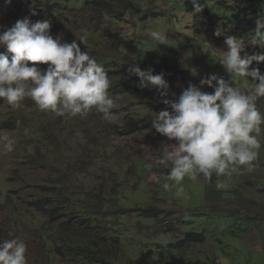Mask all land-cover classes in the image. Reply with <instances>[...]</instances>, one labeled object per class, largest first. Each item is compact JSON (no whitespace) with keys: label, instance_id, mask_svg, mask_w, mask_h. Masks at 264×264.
I'll return each mask as SVG.
<instances>
[{"label":"rangeland","instance_id":"obj_1","mask_svg":"<svg viewBox=\"0 0 264 264\" xmlns=\"http://www.w3.org/2000/svg\"><path fill=\"white\" fill-rule=\"evenodd\" d=\"M119 1L125 5L122 17L87 9L85 4L95 6L92 0H54L57 14L28 0H11L10 4L0 0V31L25 17L33 23L49 21L54 38L67 43L75 40L82 52L88 51L102 66L115 60L116 69L125 70L134 57L140 68L147 65L141 70L162 74L169 84L162 97L151 85L141 88V80L133 81V74L111 79L109 94L118 97L111 120L94 109L83 117L57 116L40 111L30 98L18 108L0 100V135L14 141L11 152H0V242L22 240L27 246V264H48L42 236L51 226L50 219L38 209L34 211L30 203L51 192L60 200V219L67 211L75 214L79 209L94 215L88 233L84 227L73 226L67 234L91 246L93 250L76 244L81 253H92L99 262L109 256V262L119 258L117 264H264V124L251 171L247 166H235L237 171L230 176L213 174L210 182L203 181L204 177H185L180 185L165 190L163 183H171L165 179L171 162L156 164L175 143L152 126L153 112L172 111L162 100H178L189 85L213 93L214 88L200 85L211 75L231 80L219 63L221 52L227 50L225 38L215 35L222 26L237 36L231 20L216 13L219 9L231 13V7L208 0L204 10L196 13L191 0ZM224 1L226 6L239 8L237 0ZM32 10L38 14L33 16ZM151 30L166 34L167 45L154 41ZM252 36H237L245 46L242 56L264 54V45L254 42ZM0 54L11 59L6 46H0ZM251 67L264 74V63L254 62ZM127 81H131L128 89L122 85L114 92L116 83ZM237 83L242 90L251 91V78H237ZM262 98L257 107L264 113ZM12 118L17 125L13 131L4 126ZM142 208L164 214L143 225L136 213ZM208 213L229 216L231 221L214 223ZM183 214L196 226L179 234L176 229ZM197 232L204 233V243L193 237L194 242L188 241V233ZM53 261L60 264L56 255ZM74 264L90 263L77 258Z\"/></svg>","mask_w":264,"mask_h":264},{"label":"clouds","instance_id":"obj_2","mask_svg":"<svg viewBox=\"0 0 264 264\" xmlns=\"http://www.w3.org/2000/svg\"><path fill=\"white\" fill-rule=\"evenodd\" d=\"M92 1L94 5L103 3L106 9H115V13L120 10L123 13L124 8L122 9L119 0L116 3L113 0ZM28 2L40 4L52 13L55 10L51 11V7L58 10L54 0ZM218 2L224 7H231V13L220 9L216 13L221 12L222 18L231 20L237 36L253 35L254 42L264 45L263 11L259 13L262 18H257L254 31H250L248 24H245L246 29L242 24L236 25L233 22L234 19L237 20L234 14L238 11L254 13L249 6H243L247 0L235 1L239 4L237 10L226 6L224 0ZM6 3L10 4L11 0H6ZM191 3L194 12L200 13L207 6L208 0L204 3L191 0ZM215 3L218 4L216 1ZM31 14L34 16L38 13L32 10ZM149 34L160 45H167L166 34L157 30H151ZM215 35L225 38L227 50L221 52L219 63L231 80L226 81L216 75L205 77L200 85L214 88L213 93H205L201 88L189 85L178 100H162L171 108V112H153V128L175 142L170 145L171 151L156 160L157 165L171 162V165L166 166L170 171L165 178L171 183H163L165 190L180 185L185 177L192 180L204 177L203 181L210 182L213 174L217 177L230 176L237 171L235 166H247L251 171L253 162L257 159V150L260 148L258 137L262 132L261 125L264 124V113L259 111L257 100L264 97V74H261L258 67L251 66L254 62L264 63V54L245 53L242 56L241 53L245 52L242 38L230 35L222 26L217 28ZM78 40L84 43L83 38ZM0 46H6L8 53L12 54L11 60L8 55L0 54V100L18 108L22 101L30 98L40 111H51L57 116L83 117L94 109L103 114L104 119H112L111 110L116 106L118 97L114 99L109 94L111 79L108 73L88 51L82 52L75 40L67 43L62 42L60 37L54 38L49 21L33 23L30 17L16 21L8 30L0 31ZM28 62H32V66ZM40 64L49 66L46 70H41L38 67ZM128 71L138 76V79L141 78V88L151 85L160 91L162 97L167 95L169 84L162 74L153 75L151 70H141L136 63L130 64ZM237 78H251V91L242 90ZM11 122L16 129L15 118L5 122L4 126L7 127L6 124ZM13 147L14 141L11 138L0 135V152H11ZM15 184L19 187L16 181ZM217 186L223 187L219 183ZM1 190L0 182V194ZM178 190L182 191V188ZM49 197H53L51 192L45 198L32 201L31 207L35 208L33 202L48 201ZM26 253L27 246L22 240L0 242V264H27ZM113 259L108 264H117L119 258Z\"/></svg>","mask_w":264,"mask_h":264},{"label":"trees","instance_id":"obj_3","mask_svg":"<svg viewBox=\"0 0 264 264\" xmlns=\"http://www.w3.org/2000/svg\"><path fill=\"white\" fill-rule=\"evenodd\" d=\"M126 2H125V4H126ZM86 5H87V9H91L93 12L97 13L98 15H103L107 11H112V12H108V13L114 15L116 12L115 9L114 10L111 8L106 9V7L103 3H99V4L95 5L94 7H90L89 4H85L84 6H86ZM245 5L249 6L251 9H253L254 13L251 14L250 12L246 13L243 11H238L236 14H234V16L237 17V20L234 19L233 22L236 25H238V23L240 25L242 24V27H244L246 29H247V27L245 26V24H248V29H250V31L253 29L252 31H254V29L256 27L257 18L258 17L262 18L259 15V13L262 11L264 13V0H247L246 4H244L243 6H245ZM121 7L123 9V8H125V5L124 6L121 5ZM50 9H51V11L55 10V14H57L56 8L51 7ZM117 13H120L121 17L123 16L122 11L117 10ZM138 56H143V54L142 53L138 54ZM9 60H11V59H9ZM133 60H134V57L130 60V63L128 65H126L125 70L116 69V68H118L119 64H118V61H115V60H113L109 64L103 66V68L108 73L110 79H115V80H117L118 78L125 79L126 74L129 73L128 67L130 64H133V62H134ZM48 66L49 65H47V64L38 65V67H40L41 70H46L48 68ZM146 66L147 65L144 64V65H142L141 68H145ZM134 76H135V79L133 81H135V80L140 81L138 79V76H136V75H134ZM130 83H131V81L124 82V84L121 83L120 85L116 83V85L114 87V92H116V90H117L116 88H119L122 85L126 86L128 89ZM126 87H122V88L124 89ZM119 92H123V90H120ZM6 126H7V127H5L6 129H10V130L15 129V126L12 125V122L7 123ZM192 193H194V190L192 191ZM213 194H217V193H213ZM59 202H60L59 198L49 197L48 201L42 202L41 200H38V201H35L32 203L33 207H35V208L38 207V211L42 212L46 217H48L50 219L49 225H51V226L48 229H46L45 234L43 233V236H42L43 248L46 246L45 250L47 251V256L49 257L48 264H56L53 261V257H55V255L60 259V264H74V262L77 260V258L85 261L86 263H90V264H108L109 259H107V258H111V257L108 256L107 258H104L102 261L99 262V259H97L95 257V255H93L92 253H88V252L87 253L86 252L81 253V251L77 249L76 244L80 245L81 247L86 246L88 248V250H93V249L86 242L85 243L78 242V241H76L77 240L76 238H75V240H72V236L67 234L68 227H73V226L84 227V231L86 233H88L90 230V224H91L92 216H94V215L86 213L84 211L82 212V210L79 209L78 211H76L75 214H72L71 212L67 211L64 214L63 219H60V217H61L60 209L57 207V204ZM35 208H34V210H35ZM78 208H81V207H78ZM136 213L139 215V221L143 225L146 224L149 220L157 219L159 216H162V214H164L163 211L155 210L153 208H148V209L142 208L141 210H139ZM206 215L210 216V218L213 220L214 223L222 224V223H227V222L231 221L229 216L228 217L223 216L224 218H222L221 216H219V217L214 216L213 213H208ZM61 220H62V222L59 224V222ZM181 222L182 223L180 224V228L176 229V230H178L179 234H182L183 230L188 231L189 229L196 226V225H194L192 218L186 217L185 214H183V216L181 217ZM197 223H201V222L198 220ZM55 224H58L60 227H63L64 230L60 231L59 228L54 226ZM173 224L175 225V222H173ZM174 229H175L174 226L170 227V231H174ZM192 237L201 243H204L206 241V237H205L204 233H201V232H197L194 234L188 233L187 238H188L189 242H194ZM52 242H56V243H52ZM182 244L183 243H179V246H181ZM104 250H106V249H104Z\"/></svg>","mask_w":264,"mask_h":264}]
</instances>
